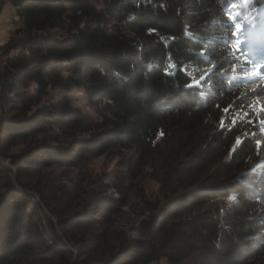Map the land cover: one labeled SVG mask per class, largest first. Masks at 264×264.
Returning a JSON list of instances; mask_svg holds the SVG:
<instances>
[{
    "label": "trees",
    "instance_id": "obj_1",
    "mask_svg": "<svg viewBox=\"0 0 264 264\" xmlns=\"http://www.w3.org/2000/svg\"><path fill=\"white\" fill-rule=\"evenodd\" d=\"M7 1L0 264H264V108L247 88L261 72L245 53L264 0ZM100 156L119 157L121 196L103 205L94 173L74 195L52 169Z\"/></svg>",
    "mask_w": 264,
    "mask_h": 264
},
{
    "label": "rangeland",
    "instance_id": "obj_2",
    "mask_svg": "<svg viewBox=\"0 0 264 264\" xmlns=\"http://www.w3.org/2000/svg\"><path fill=\"white\" fill-rule=\"evenodd\" d=\"M0 6L2 7L0 11V46L5 44L6 42L9 41L11 37H13L14 30L16 27L19 25V17L16 15V6L11 2L7 0H0ZM243 32H249L250 30V24L249 21L244 20L243 22V27L239 29L238 35H240L241 31ZM258 30L252 38V43L251 45L246 49L245 53H255L256 57L252 58L253 62L255 65L259 67V70L261 72V78H257L256 80L247 83V88L251 92L252 97L256 100L257 103L261 107H264V64L259 63V56L263 53L264 51V31L263 30ZM190 33V32H187ZM220 47H217L216 49H219ZM258 57V58H257ZM259 63V65H258ZM184 70H186L189 74L193 76V78L198 81V76L196 72L194 71L192 66L185 65L183 67ZM259 80V81H257ZM263 93V94H261ZM72 101L73 103L81 108L86 115H88L90 118L96 120L98 119L97 113L88 105L85 97L83 96V93L75 89L71 93ZM258 134H260L258 132ZM261 140L258 139V142ZM24 144L22 146H18L15 150H18L19 148H24ZM260 152L257 154L259 158V162L256 163L254 168H258V166H263L264 165V142H261V145H259ZM119 157H107V156H100L93 158L89 167L85 168V170L74 168V167H69L65 165H56L52 167L54 173L60 174L62 181L66 183V185L69 187L70 190H72L74 195L82 194V192L85 190V188L89 187L87 186V179L88 176L85 173H94V176H96V181L94 182V188H96V191L98 190L100 192V189H104V191L100 192V199L97 201L100 202L99 204H105V202H110V201H115L121 196L120 193V186L117 185L118 182L112 180V179H107L109 176L110 171L114 168L116 165V162ZM245 170V169H244ZM261 170L258 169V172ZM255 172H257L255 170ZM264 176V171L261 173V175H257V178L263 177ZM226 179L224 175H221L219 178H216L215 180L219 179ZM148 187L151 191H155L156 188L158 187V183L155 181L149 179L147 181ZM100 184V185H96ZM87 186V187H86ZM97 187H100L97 189ZM95 190V189H94ZM36 197L33 198V202L38 201L39 197L35 195ZM228 198L226 196L222 197L221 199ZM92 206V205H91ZM114 206V205H113ZM122 212L119 213L120 216L118 219L120 220V223H127L129 219V214H128V206H123ZM30 210L34 212L38 217L41 215L40 212H38V209H34L30 207ZM98 211H96V208L93 209L92 215L96 216ZM99 213L103 216H105L104 211H99ZM112 216V215H110ZM125 216V217H124ZM116 218V217H114ZM118 221V220H117ZM118 224V223H116ZM152 264H169L167 263L166 260L161 259L160 261L153 262Z\"/></svg>",
    "mask_w": 264,
    "mask_h": 264
},
{
    "label": "snow or ice",
    "instance_id": "obj_3",
    "mask_svg": "<svg viewBox=\"0 0 264 264\" xmlns=\"http://www.w3.org/2000/svg\"><path fill=\"white\" fill-rule=\"evenodd\" d=\"M225 111H228V110L225 109ZM262 123H264V121H262ZM222 126H224V125H222ZM241 143H242V142L238 140V141H237V146H239ZM234 150H236V149H234Z\"/></svg>",
    "mask_w": 264,
    "mask_h": 264
},
{
    "label": "bare ground",
    "instance_id": "obj_4",
    "mask_svg": "<svg viewBox=\"0 0 264 264\" xmlns=\"http://www.w3.org/2000/svg\"><path fill=\"white\" fill-rule=\"evenodd\" d=\"M264 93V92H263ZM263 93H261V94H263Z\"/></svg>",
    "mask_w": 264,
    "mask_h": 264
}]
</instances>
